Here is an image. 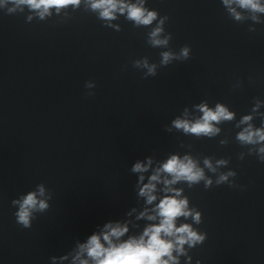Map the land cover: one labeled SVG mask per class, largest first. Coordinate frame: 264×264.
<instances>
[{
  "label": "clouds",
  "instance_id": "clouds-1",
  "mask_svg": "<svg viewBox=\"0 0 264 264\" xmlns=\"http://www.w3.org/2000/svg\"><path fill=\"white\" fill-rule=\"evenodd\" d=\"M17 7L20 5H27L30 9L41 10L40 16L48 12L49 8L55 7L58 10L68 5L80 4V0H11ZM225 5L237 4L240 8L249 9L252 12L264 13V6L260 4V0H223ZM90 5L93 10H100V17L106 20L115 19V13L127 12V19L139 25H151L157 19L156 11H149L143 6V0L138 3H125L124 0H90ZM15 11V8L9 9V12ZM229 11L235 16V19L240 20L241 16L235 12V9L229 8ZM165 18H161L157 26L149 33V43L153 47L165 46L168 43V37L161 38L163 32L162 24ZM189 48L184 47L180 55L185 59L188 58ZM161 63L167 65L176 57L171 52L161 53ZM140 61L136 62V66H140ZM143 67L147 68V75H155V65H149L147 60L143 61ZM203 113L202 117L195 122H189L185 119L173 121V125L177 129H183L185 133H192L196 136H213L219 132V129L214 126L215 123L221 121H230L234 114L221 104H217L215 110L207 107L206 104L198 106ZM251 119L250 116L243 117L241 123H246ZM237 139L243 144H257L264 141V130H252L251 125L240 132ZM259 152L264 153V147L259 148ZM218 164H223L225 161H218ZM151 164V159L148 160V165ZM206 167L215 171L212 168L211 162L205 160ZM148 165L142 164L139 161L132 166L133 172H146ZM161 173H167L172 178L164 179L163 183L166 186L163 191L165 193H174V195H165L156 205L155 215H147L150 221L157 220L156 224L147 226L139 237H129L127 240L121 241L128 232L127 225H121L111 222L104 225L102 232H93L84 243H78L73 261L79 264H178V259L173 256V252L179 254L184 253V245L187 243L190 246L197 242H202L203 235L198 234L193 230L189 224H182L176 226L178 217H189L199 223L200 213L194 210H189V201L187 198L178 199L181 190L170 187L179 181H185L191 185L205 179L203 169L197 167L196 163L188 156L183 159L173 155L167 162L157 168L152 174L148 182L143 184L140 188L139 195L146 197L148 204H152L157 197L153 194L156 191V183L161 181ZM232 173H229L231 175ZM140 181L144 180V176H140ZM227 179V176L222 175L218 183ZM211 184V180L206 181V186ZM39 195H44L43 186H39ZM13 204L19 205V210L15 213L16 222L23 228H31L33 212H44L49 205L44 200H38L37 193L29 192L22 200H14ZM147 210L140 214L144 217ZM86 257V258H82ZM61 259H67L62 257ZM56 257H52L53 264H55Z\"/></svg>",
  "mask_w": 264,
  "mask_h": 264
}]
</instances>
